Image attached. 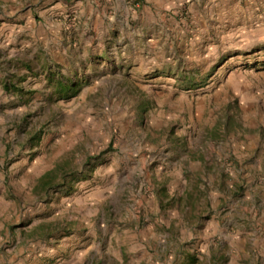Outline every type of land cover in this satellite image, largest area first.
Here are the masks:
<instances>
[{
	"label": "rangeland",
	"instance_id": "1",
	"mask_svg": "<svg viewBox=\"0 0 264 264\" xmlns=\"http://www.w3.org/2000/svg\"><path fill=\"white\" fill-rule=\"evenodd\" d=\"M0 264H264V0H0Z\"/></svg>",
	"mask_w": 264,
	"mask_h": 264
},
{
	"label": "trees",
	"instance_id": "2",
	"mask_svg": "<svg viewBox=\"0 0 264 264\" xmlns=\"http://www.w3.org/2000/svg\"><path fill=\"white\" fill-rule=\"evenodd\" d=\"M53 173H54V170L46 172L44 175H42L40 181H43L47 178L52 179Z\"/></svg>",
	"mask_w": 264,
	"mask_h": 264
}]
</instances>
